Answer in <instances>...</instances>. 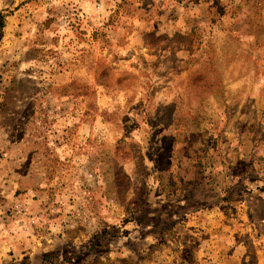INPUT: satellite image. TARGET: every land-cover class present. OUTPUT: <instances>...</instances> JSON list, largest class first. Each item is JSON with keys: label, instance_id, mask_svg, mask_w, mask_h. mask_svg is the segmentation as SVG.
Listing matches in <instances>:
<instances>
[{"label": "rangeland", "instance_id": "374dc122", "mask_svg": "<svg viewBox=\"0 0 264 264\" xmlns=\"http://www.w3.org/2000/svg\"><path fill=\"white\" fill-rule=\"evenodd\" d=\"M232 242L264 264V0H0V264Z\"/></svg>", "mask_w": 264, "mask_h": 264}, {"label": "crops", "instance_id": "0c3cea01", "mask_svg": "<svg viewBox=\"0 0 264 264\" xmlns=\"http://www.w3.org/2000/svg\"><path fill=\"white\" fill-rule=\"evenodd\" d=\"M230 241H228V245ZM233 243V242H232ZM248 243H239V244H231V246L229 248H227V251L224 252H218V255L216 253L215 259L211 264H239L241 263L242 258H244V256L247 254V250H248ZM259 250V253L264 254V246H262L261 248L257 249ZM205 255V254H203Z\"/></svg>", "mask_w": 264, "mask_h": 264}]
</instances>
